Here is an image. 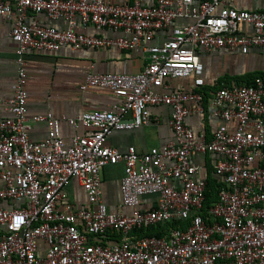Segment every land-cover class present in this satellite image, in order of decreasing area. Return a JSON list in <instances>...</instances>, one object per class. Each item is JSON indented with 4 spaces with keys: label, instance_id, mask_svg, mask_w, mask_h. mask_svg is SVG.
<instances>
[{
    "label": "built area",
    "instance_id": "obj_1",
    "mask_svg": "<svg viewBox=\"0 0 264 264\" xmlns=\"http://www.w3.org/2000/svg\"><path fill=\"white\" fill-rule=\"evenodd\" d=\"M37 13L64 27L41 23ZM0 17L11 22L8 35L16 42L13 92L0 99L8 113L0 117V264H264V75L221 80L204 98L199 56L264 49V10L235 9L227 0H0ZM177 18L190 22L173 25ZM168 28L164 39L148 43ZM111 45L141 48L144 65L133 73L85 75L82 91L106 87L118 101L62 118L82 126L81 134L65 141L60 118L26 116L28 49ZM185 77L195 89L170 87L169 78ZM160 104L170 107L171 140L142 151L107 144L114 129L158 122L149 106ZM205 111L216 119L210 137L185 121ZM35 122L47 126L43 140L29 137ZM200 154L212 156L210 201L208 169L193 160ZM117 162L121 199L109 209L101 170ZM73 178L85 192L84 206L64 199ZM147 228L160 234L139 233Z\"/></svg>",
    "mask_w": 264,
    "mask_h": 264
},
{
    "label": "crops",
    "instance_id": "obj_2",
    "mask_svg": "<svg viewBox=\"0 0 264 264\" xmlns=\"http://www.w3.org/2000/svg\"><path fill=\"white\" fill-rule=\"evenodd\" d=\"M107 1L124 3L130 0ZM151 1L147 0V2ZM227 3L235 9L264 10V0H227ZM34 17L41 23L52 24L58 28L64 27L61 20H49L42 13H37ZM30 19L31 16L27 18V21ZM188 22H190L188 18H177L173 25H183ZM10 26V21L0 17V99L11 96L16 73L14 62L16 42L8 35ZM239 28L247 33L251 31L247 24H241ZM85 32L104 37L118 35V32L108 29L89 28ZM169 32L170 28L160 31L157 37L148 43L164 39ZM199 56L203 64L204 85L202 89L206 92L205 96H208L210 91L218 86V80L223 76L243 75L251 70L264 71V49L261 48H251L246 53L228 52L224 49L207 53L200 51ZM144 57L145 52L141 48L124 50L114 45L77 49L61 47L53 51L28 49L25 53L26 116L50 112L60 118V135L65 141H69L73 135L81 134L83 127H74L62 118L74 116L86 109L107 108L111 103L118 101V98L106 87L93 86L82 91L80 84L85 75L89 71L137 72L144 65ZM168 82L171 88L195 89L191 77L169 78ZM157 91L162 92L163 90L157 88ZM149 111L151 115L159 118L158 122H150L133 129H114L106 138L107 144L121 152L126 151L131 145L136 150L142 151L152 146H161L171 140L172 130L167 124L170 107L165 104L152 105L149 106ZM5 115L8 113L0 111V117ZM185 121L196 129L204 130L207 137L211 136L216 124V119L212 118L208 111L202 115L194 113L187 116ZM46 135L45 122L32 124L29 130V137L32 140H43ZM193 160L204 162L208 172L211 170L212 156L210 154L196 155ZM122 175V162L106 164L101 170L102 199L109 209H115L120 203L119 184ZM64 191L65 201H70L74 206L86 204L85 192L75 178L70 180ZM143 200L148 201L150 197H145Z\"/></svg>",
    "mask_w": 264,
    "mask_h": 264
},
{
    "label": "trees",
    "instance_id": "obj_3",
    "mask_svg": "<svg viewBox=\"0 0 264 264\" xmlns=\"http://www.w3.org/2000/svg\"><path fill=\"white\" fill-rule=\"evenodd\" d=\"M256 74H260V75H264V71H259L257 73H254V74H250V73H247V74H243V75H233V76H230V75H226V76H223L222 78H220L218 80V83H220L221 80H226V79H245V78H248L252 75H256ZM204 94H206V92H204ZM204 98H205V95H204ZM211 170H209V172L207 173V181H208V188H209V191L207 192V200H212L215 198V193H216V178L215 176L212 174V172L210 173ZM140 234H150V233H154V234H160V231L158 228H147L145 230H141L139 232Z\"/></svg>",
    "mask_w": 264,
    "mask_h": 264
},
{
    "label": "rangeland",
    "instance_id": "obj_4",
    "mask_svg": "<svg viewBox=\"0 0 264 264\" xmlns=\"http://www.w3.org/2000/svg\"><path fill=\"white\" fill-rule=\"evenodd\" d=\"M260 70H251V71H249L248 73H251V74H254V73H257V72H259ZM233 75H237V74H233ZM233 75H231V76H233Z\"/></svg>",
    "mask_w": 264,
    "mask_h": 264
}]
</instances>
